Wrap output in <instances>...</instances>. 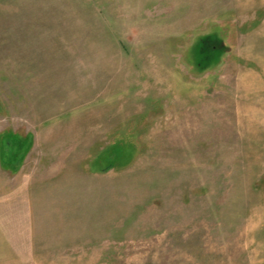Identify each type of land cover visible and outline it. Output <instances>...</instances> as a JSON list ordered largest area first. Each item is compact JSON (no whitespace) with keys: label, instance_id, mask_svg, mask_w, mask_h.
Returning a JSON list of instances; mask_svg holds the SVG:
<instances>
[{"label":"rangeland","instance_id":"rangeland-1","mask_svg":"<svg viewBox=\"0 0 264 264\" xmlns=\"http://www.w3.org/2000/svg\"><path fill=\"white\" fill-rule=\"evenodd\" d=\"M0 264H264V0H0Z\"/></svg>","mask_w":264,"mask_h":264},{"label":"trees","instance_id":"trees-1","mask_svg":"<svg viewBox=\"0 0 264 264\" xmlns=\"http://www.w3.org/2000/svg\"><path fill=\"white\" fill-rule=\"evenodd\" d=\"M207 40V42H210L209 41V38L207 37V38H205V39H203V41L205 42ZM212 46V45H211ZM214 47V46H213ZM210 50H212V49H210ZM219 49H215L214 51H218ZM205 59L202 61V62H200L199 64H201V66H203L204 68L206 67V65H207V63H205Z\"/></svg>","mask_w":264,"mask_h":264}]
</instances>
